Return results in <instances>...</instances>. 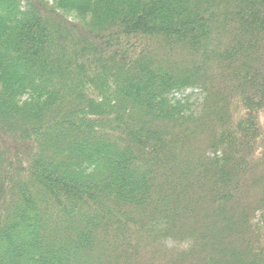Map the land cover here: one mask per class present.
<instances>
[{
  "label": "trees",
  "instance_id": "1",
  "mask_svg": "<svg viewBox=\"0 0 264 264\" xmlns=\"http://www.w3.org/2000/svg\"><path fill=\"white\" fill-rule=\"evenodd\" d=\"M0 264H264V0H0Z\"/></svg>",
  "mask_w": 264,
  "mask_h": 264
}]
</instances>
